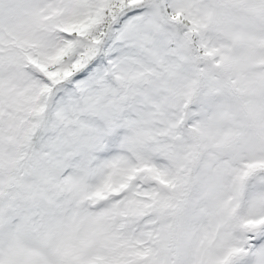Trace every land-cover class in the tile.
<instances>
[{"label": "snow or ice", "instance_id": "obj_1", "mask_svg": "<svg viewBox=\"0 0 264 264\" xmlns=\"http://www.w3.org/2000/svg\"><path fill=\"white\" fill-rule=\"evenodd\" d=\"M0 264H264V0H0Z\"/></svg>", "mask_w": 264, "mask_h": 264}]
</instances>
